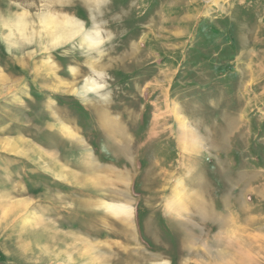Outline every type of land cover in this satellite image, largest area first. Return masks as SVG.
Wrapping results in <instances>:
<instances>
[{
    "label": "rangeland",
    "instance_id": "obj_1",
    "mask_svg": "<svg viewBox=\"0 0 264 264\" xmlns=\"http://www.w3.org/2000/svg\"><path fill=\"white\" fill-rule=\"evenodd\" d=\"M0 264H264V0H0Z\"/></svg>",
    "mask_w": 264,
    "mask_h": 264
},
{
    "label": "bare ground",
    "instance_id": "obj_2",
    "mask_svg": "<svg viewBox=\"0 0 264 264\" xmlns=\"http://www.w3.org/2000/svg\"><path fill=\"white\" fill-rule=\"evenodd\" d=\"M67 24H68V23H67ZM65 26H66V25H65ZM69 26H70V25H69ZM113 208H114V209H117V210H116V213H117V214H118V213H119V214L126 213V212H125V208H124L123 206H114ZM119 210H120V211H119Z\"/></svg>",
    "mask_w": 264,
    "mask_h": 264
}]
</instances>
